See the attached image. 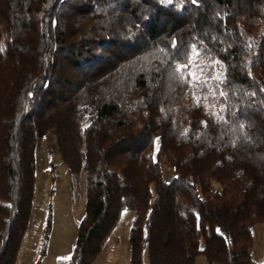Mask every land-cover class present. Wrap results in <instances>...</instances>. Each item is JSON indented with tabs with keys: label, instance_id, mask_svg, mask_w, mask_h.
<instances>
[{
	"label": "trees",
	"instance_id": "1",
	"mask_svg": "<svg viewBox=\"0 0 264 264\" xmlns=\"http://www.w3.org/2000/svg\"><path fill=\"white\" fill-rule=\"evenodd\" d=\"M51 126L85 181L71 264L91 262L126 208L129 264H255L264 0H0V264L15 260Z\"/></svg>",
	"mask_w": 264,
	"mask_h": 264
},
{
	"label": "rangeland",
	"instance_id": "2",
	"mask_svg": "<svg viewBox=\"0 0 264 264\" xmlns=\"http://www.w3.org/2000/svg\"><path fill=\"white\" fill-rule=\"evenodd\" d=\"M158 160L162 177L167 181L174 174L173 165L163 152L158 154ZM34 162L31 209L16 256H19V264H71L77 226L84 213V175L80 173L76 178H71L66 164L61 160L54 126L49 127L36 141ZM218 186L211 181L212 188ZM132 216L133 210L126 208L114 225L103 228L101 233L106 238L89 264H129L128 232ZM251 231L253 259L255 264H262L264 222H255ZM143 259L148 263L145 252ZM195 263L207 264V261L199 253Z\"/></svg>",
	"mask_w": 264,
	"mask_h": 264
},
{
	"label": "crops",
	"instance_id": "3",
	"mask_svg": "<svg viewBox=\"0 0 264 264\" xmlns=\"http://www.w3.org/2000/svg\"><path fill=\"white\" fill-rule=\"evenodd\" d=\"M13 264H19V256H18V255L16 256V258H15Z\"/></svg>",
	"mask_w": 264,
	"mask_h": 264
},
{
	"label": "snow or ice",
	"instance_id": "4",
	"mask_svg": "<svg viewBox=\"0 0 264 264\" xmlns=\"http://www.w3.org/2000/svg\"><path fill=\"white\" fill-rule=\"evenodd\" d=\"M194 2H195V0H194ZM181 69H180V67H178L177 68V71H180ZM222 95H223V93H221ZM241 127H243V125H241Z\"/></svg>",
	"mask_w": 264,
	"mask_h": 264
}]
</instances>
